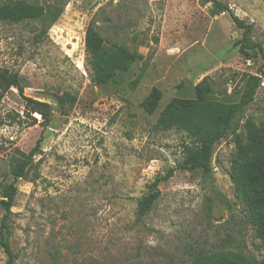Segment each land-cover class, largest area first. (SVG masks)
<instances>
[{
    "label": "rangeland",
    "instance_id": "1",
    "mask_svg": "<svg viewBox=\"0 0 264 264\" xmlns=\"http://www.w3.org/2000/svg\"><path fill=\"white\" fill-rule=\"evenodd\" d=\"M18 1L65 8L50 27L47 20L0 21V67L19 72L24 86L0 98L1 180H13L10 155L29 152L43 135L27 178L17 181L8 220L15 264H189L229 250L264 264V246L230 176L235 134L244 136L248 118L264 122V0H221L229 11L217 15L202 0L0 4ZM231 12L253 25L252 42L263 48L257 57L247 59L235 46L242 29ZM91 22L107 40L144 56L106 86L88 70ZM249 74H259L261 85L216 143L211 178L179 168L192 139L157 126L163 108L173 97H193L208 76L220 100L236 102ZM154 87L163 97L149 114L142 102ZM66 92L77 100L63 111ZM26 98L51 104L50 122ZM172 168L160 198L139 220V198ZM4 212L0 203V229ZM7 259L0 242V264Z\"/></svg>",
    "mask_w": 264,
    "mask_h": 264
},
{
    "label": "trees",
    "instance_id": "2",
    "mask_svg": "<svg viewBox=\"0 0 264 264\" xmlns=\"http://www.w3.org/2000/svg\"><path fill=\"white\" fill-rule=\"evenodd\" d=\"M207 5L212 3L211 12L214 15L229 11V7L221 0H202ZM65 6H44L24 1L0 4V21L23 22L26 20L49 21L53 25L61 16ZM235 24L242 29V38L235 42L241 54L247 58L257 57L256 50L263 51L261 44L252 42L253 25L231 12ZM86 53L88 70L92 80L98 86H106L115 80L118 72L128 71L133 64L143 59V54L130 50L118 42L107 40L95 23L91 22L86 30ZM19 72L0 67V98L11 88H18L22 93ZM140 77L134 85H138ZM261 85L259 74H249L245 80L241 95L236 102H226L218 98L211 77L204 78L195 87L193 97H173L163 108L157 121V126L164 130L178 128L186 132L192 139L187 145L185 160L178 164L179 168L201 171L205 180L211 178L213 172V154L217 142L224 138L237 120V117L254 101ZM163 93L154 87L144 98L142 107L153 114L160 105ZM33 112L40 113L50 122L53 106L26 98ZM77 98L66 92L59 99L60 108L65 111L67 104H75ZM244 136L236 133V157L234 158L230 176L235 190L248 207L250 221L256 227L258 238L264 246V122L258 123L248 118L244 124ZM43 135L37 140L36 146L29 152L16 149L9 157V174L11 182L0 179V203L4 209L1 222L0 242L8 256L6 264H15L17 254L13 252L9 242L10 215L13 213L15 199L18 194L17 181L27 178L37 151L41 149ZM176 168L170 169L165 175L157 177L148 185L147 192L137 203L138 219L142 220L153 209L161 196L160 184L174 175ZM189 264H259L255 259L236 251H220L205 254Z\"/></svg>",
    "mask_w": 264,
    "mask_h": 264
}]
</instances>
